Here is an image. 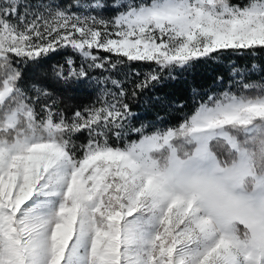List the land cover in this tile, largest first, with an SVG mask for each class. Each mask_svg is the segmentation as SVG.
Returning <instances> with one entry per match:
<instances>
[{"label":"snow or ice","instance_id":"snow-or-ice-1","mask_svg":"<svg viewBox=\"0 0 264 264\" xmlns=\"http://www.w3.org/2000/svg\"><path fill=\"white\" fill-rule=\"evenodd\" d=\"M209 62L190 114L134 123ZM257 159L264 0H0V264H264Z\"/></svg>","mask_w":264,"mask_h":264},{"label":"trees","instance_id":"trees-1","mask_svg":"<svg viewBox=\"0 0 264 264\" xmlns=\"http://www.w3.org/2000/svg\"><path fill=\"white\" fill-rule=\"evenodd\" d=\"M54 59H60V57ZM227 71L225 63L209 62L206 65L198 64L190 72L179 74L176 80H165L132 102L133 111L138 114L134 123L137 126L140 123H146L150 127L176 125L185 114L193 111L192 89L195 87L203 91L212 85L218 74H223L227 79ZM253 79L259 81L258 76ZM56 90L70 103L77 105L87 104L93 98L92 91L85 85L74 86L67 90L57 87ZM181 103L183 107H178ZM215 149L219 156H223L219 147L215 146ZM256 164L258 168L264 169V161L257 159Z\"/></svg>","mask_w":264,"mask_h":264},{"label":"rangeland","instance_id":"rangeland-1","mask_svg":"<svg viewBox=\"0 0 264 264\" xmlns=\"http://www.w3.org/2000/svg\"><path fill=\"white\" fill-rule=\"evenodd\" d=\"M239 140H244L245 137H243L242 135L238 136L237 137ZM215 146L216 147H219L221 152L223 153V156H219L217 153H216V149H215ZM213 150H214V153L217 155L218 159L221 160V161H224V160H232L234 159V155L231 154L229 151H227L224 147H223V144L221 145H214L213 146ZM255 168L257 170H261L262 168H258L257 164H256V161H255Z\"/></svg>","mask_w":264,"mask_h":264}]
</instances>
